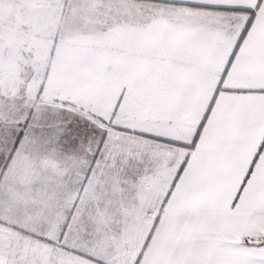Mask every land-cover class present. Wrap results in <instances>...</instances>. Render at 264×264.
Returning a JSON list of instances; mask_svg holds the SVG:
<instances>
[{
    "label": "snow or ice",
    "instance_id": "snow-or-ice-1",
    "mask_svg": "<svg viewBox=\"0 0 264 264\" xmlns=\"http://www.w3.org/2000/svg\"><path fill=\"white\" fill-rule=\"evenodd\" d=\"M0 264H264V0H0Z\"/></svg>",
    "mask_w": 264,
    "mask_h": 264
}]
</instances>
